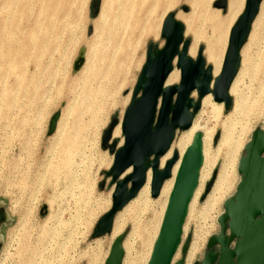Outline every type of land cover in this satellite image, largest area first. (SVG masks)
Returning a JSON list of instances; mask_svg holds the SVG:
<instances>
[{
  "label": "rangeland",
  "instance_id": "rangeland-1",
  "mask_svg": "<svg viewBox=\"0 0 264 264\" xmlns=\"http://www.w3.org/2000/svg\"><path fill=\"white\" fill-rule=\"evenodd\" d=\"M218 1L144 0L133 20L115 25L118 8L102 6L103 0H0V210L7 215L0 227V264H102L120 234L122 264H146L153 236L145 228L153 208L139 195L116 215L112 232L93 236L112 208L114 190L106 176L113 156L102 148V136L115 120L119 143L148 50L165 44L167 16L173 13L186 25L195 60L220 37L213 26L246 3L227 0L221 15L217 11L225 8H215ZM258 15L241 52L231 110L222 105L214 116L200 106L194 115L206 162L177 252L182 258L189 243L192 264H202L209 237L220 233L217 219L241 178L245 145L264 129V2Z\"/></svg>",
  "mask_w": 264,
  "mask_h": 264
},
{
  "label": "water",
  "instance_id": "water-1",
  "mask_svg": "<svg viewBox=\"0 0 264 264\" xmlns=\"http://www.w3.org/2000/svg\"><path fill=\"white\" fill-rule=\"evenodd\" d=\"M262 1L246 0L244 11L230 31L222 69L215 80L203 50L198 51L195 60L190 58L191 43L186 40L184 25L176 20L175 14L167 16L161 32L165 44L160 49L148 50L146 63L121 122L123 145L119 147L117 140L112 141L117 126L115 120L102 136V148L113 156V164L106 176L111 179L110 186L114 191L112 208L97 223L95 238L112 232L116 215L138 195L149 171L152 173L151 196L158 197L163 183L171 175L177 155L163 170H160V158L168 153L178 131L190 129L194 115L200 109V103L192 99L194 92H197L198 99L211 94L215 103L224 105L227 112L231 110L230 90L240 69L242 49L250 37ZM214 6L225 8L226 0H219ZM94 8L95 13L98 12L97 1ZM175 62L181 71V81L178 86L167 87ZM58 117L55 115L51 120V134ZM203 162L201 139L196 138L182 158L148 264H172L182 243L184 225L199 185ZM238 172L241 181L237 193L224 204L225 213L218 220L221 231L208 240V252L202 264H264L263 130L253 133L251 142L245 147V156L240 159ZM211 185L212 182L207 186V192ZM5 220V210H0V227ZM122 240L120 236L114 241L105 264L123 263ZM188 246L189 243L183 246V254Z\"/></svg>",
  "mask_w": 264,
  "mask_h": 264
},
{
  "label": "bare ground",
  "instance_id": "bare-ground-1",
  "mask_svg": "<svg viewBox=\"0 0 264 264\" xmlns=\"http://www.w3.org/2000/svg\"><path fill=\"white\" fill-rule=\"evenodd\" d=\"M228 2L229 1L226 0L225 9L224 10H221V11H217V13H221V15H222V13H224L227 10L226 8H227V6L229 4ZM243 2H245V0H243ZM263 2H264V0L262 1V4H263ZM145 3L146 2H144V0H103L102 6L103 5H105V6L108 5L110 7V6L113 5L114 6V9L117 6V8H118L117 9V12L114 13V19H115V25H116L120 20H127V21H130V19L133 20V14H134V12L142 4H145ZM240 4H241V6L238 9L239 11L236 12V10H234V13L232 11V13H230L228 15L227 19L231 18V19H229L230 20L229 23H227V21H225V19H223V21L220 23V25L216 24L215 26H213V28L215 29V32H218L220 34V37L218 39H216L215 44L214 43L209 44L208 47H207V49L205 48L206 51L204 50L205 52H204V55L203 56H204V58L206 60L207 65L212 68V77H213V80L217 79L218 76L220 75V72H221V69H222V65H223V61H224V59H223L224 58V54H225V51L227 49V43H228V40H229L230 31H231L232 27L234 26L236 20L242 14V10H244L243 9L244 8V4H242V3H240ZM262 4H261V7H260V12H261V8H262ZM228 10H229V7H228ZM260 12H259V14H260ZM110 13H112L111 10H109L108 14H110ZM182 16H183V14H182ZM258 16H257V18H258ZM187 27H189V25H187ZM188 30H189V28H188ZM189 35L191 36V34H189ZM208 40H209V38H208ZM203 42H204V40H203ZM220 43H222L223 48H220L219 47L218 44H220ZM198 44H199V42H198ZM129 46H130V44H128V47ZM6 52H7L6 54L11 53V50H7ZM195 52H196V50H195ZM14 53H15V51H14ZM189 57L190 58H194V51L192 49H190V48H189ZM195 57H196V54H195ZM175 65H176V62L174 63V66ZM237 79H238V75H237L234 83L232 84L230 93H235ZM180 81H181V71L178 68H174V70L172 71V73L169 75V77L167 79L166 86L167 87L178 86L179 83H180ZM212 86H213V83L211 85V88H212ZM192 98L194 99L195 102H199L200 103V106H202L204 108L205 107H208V108L210 107L211 110H212V113L214 114V116L220 115V112H221V109H222V104H219V106H217L218 104L217 105H214L212 103V99L213 98H212L211 94L207 95L206 97H204L202 99H196V94L193 93L192 94ZM235 110L237 112L241 111L240 103L237 102V105L235 106ZM199 131L200 130H199L198 126L194 122H192V126L190 127V129L187 130V131H185V132H183V133H180L179 135H177L176 138H175V141L171 145L170 150L168 151V153L165 154L164 156H162L160 158V170H163L165 168L166 164L172 160L173 156L174 155H177V161L175 162V164H174V166H173V168L171 170V175L163 183V185H162V187L160 189L159 195L155 199V201L150 200V197H149V195L152 192V173H151V171L148 172L147 179H146V183L142 187V189L140 190V192L138 193L139 200L145 202V204L148 205L147 207H152L153 208V209H151L150 219H149L148 224L146 225V228H145L147 235H149L148 238H150L151 236H153V240H152L153 242L151 244V247H150V250H149V253H148V259H146L147 260L146 264H148L149 261H150V258H151L152 252H153V248H154V244H155V241H156V239L158 237V234H159V231H160V227H161V224H162V221H163L164 213H165V210H166V207H167V204H168L169 196H170V193H171V191L173 189V186H174V183H175V179H176V175H177L178 169L180 167L182 158H183L186 150L193 144V142H194V140L196 138H200L201 139V146H202V152H203L204 162H203L202 168L200 170L199 185H198V188L196 189V191L194 193V196L192 198V201L190 203L188 214L190 212V207H191L194 199L198 195V189L200 187V181L202 179V170H203L204 165H205V162H206V152L203 150V134L201 132H199ZM263 131H264V129H263ZM253 133H252V135H253ZM121 134H122V132H121ZM252 135H251V139L246 143L245 147L251 142ZM116 139H118V137H116V136L113 135L112 136V141L113 140H116ZM123 141H124V138H123V135H122V137L121 136L119 137V147H121L123 145ZM204 149H205V147H204ZM239 162H240V160H239ZM238 166H239V163H238ZM129 173H130V171L127 174H129ZM240 181H241V178H240V180H239V182H238V184H237V186L235 188V192L232 195L228 196L224 200L223 205L227 201H229L230 199H232V198L235 197V195L237 193V189H238V186H239ZM221 187H222V185H221ZM224 213H225V211H223V213L218 217L217 222H218L219 218ZM147 220H148V218H147ZM121 235L122 234H120L119 236H117L114 239V241L116 239L120 238ZM214 236H217V235H215V234L214 235H211L209 237V239L211 237H214ZM114 241H113V243H114ZM182 241H183V239H182ZM113 243H112V245H113ZM112 245H111V247H112ZM181 245H182V243H181ZM183 245H184V243H183ZM111 247H110V251H109L108 256L106 257V259L104 260V262L102 264H105L107 258L109 257L110 252H111ZM189 247H190V245L188 246V249H189ZM182 249H183V246H182ZM188 249H187V252H188ZM123 250H124V255H125V248H124V246H123ZM187 252L185 254H183V251H182V258L178 257V255L176 253V255H175L174 259H173L172 264H177V263L192 264V258L194 257L193 256L194 254H190V256H188L186 258Z\"/></svg>",
  "mask_w": 264,
  "mask_h": 264
},
{
  "label": "crops",
  "instance_id": "crops-1",
  "mask_svg": "<svg viewBox=\"0 0 264 264\" xmlns=\"http://www.w3.org/2000/svg\"><path fill=\"white\" fill-rule=\"evenodd\" d=\"M238 9L239 8H235L234 10H236V12H237V11H239ZM234 10H233V13H234ZM229 19H231V18H229ZM229 19L225 18V21H227V23H229V21H230ZM176 20L179 21L180 23H182L185 26V28H186V25L184 24V22L181 21L182 19L180 17H177Z\"/></svg>",
  "mask_w": 264,
  "mask_h": 264
}]
</instances>
